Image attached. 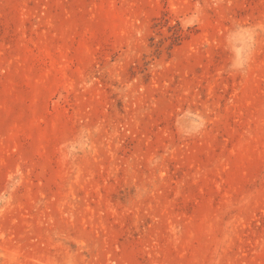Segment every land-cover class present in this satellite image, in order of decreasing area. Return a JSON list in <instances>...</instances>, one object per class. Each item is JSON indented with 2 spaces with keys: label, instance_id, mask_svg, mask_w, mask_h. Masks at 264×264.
I'll return each instance as SVG.
<instances>
[{
  "label": "rangeland",
  "instance_id": "obj_1",
  "mask_svg": "<svg viewBox=\"0 0 264 264\" xmlns=\"http://www.w3.org/2000/svg\"><path fill=\"white\" fill-rule=\"evenodd\" d=\"M0 264H264V0H0Z\"/></svg>",
  "mask_w": 264,
  "mask_h": 264
}]
</instances>
